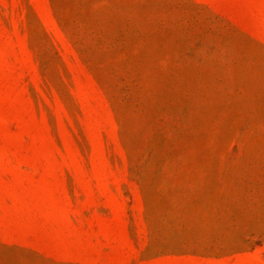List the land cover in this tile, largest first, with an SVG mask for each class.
<instances>
[{
	"label": "rangeland",
	"instance_id": "obj_1",
	"mask_svg": "<svg viewBox=\"0 0 264 264\" xmlns=\"http://www.w3.org/2000/svg\"><path fill=\"white\" fill-rule=\"evenodd\" d=\"M0 264H264V0H0Z\"/></svg>",
	"mask_w": 264,
	"mask_h": 264
}]
</instances>
